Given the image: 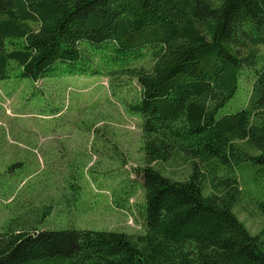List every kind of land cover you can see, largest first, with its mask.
<instances>
[{"label":"trees","instance_id":"16d2710c","mask_svg":"<svg viewBox=\"0 0 264 264\" xmlns=\"http://www.w3.org/2000/svg\"><path fill=\"white\" fill-rule=\"evenodd\" d=\"M262 45L264 0H0V80L13 66L30 80L125 73L138 88L125 107L140 117L143 153L142 233L9 229L0 264H264V229L253 234L232 213L233 168L264 169ZM243 72L248 103L220 114ZM175 152L190 168L183 181L151 166Z\"/></svg>","mask_w":264,"mask_h":264},{"label":"rangeland","instance_id":"374dc122","mask_svg":"<svg viewBox=\"0 0 264 264\" xmlns=\"http://www.w3.org/2000/svg\"><path fill=\"white\" fill-rule=\"evenodd\" d=\"M258 53L262 64L264 45ZM19 73L13 66L0 80V233L33 228L142 233L143 198L134 173L143 161L140 117L125 107L138 93L134 79L116 73L30 80ZM251 88L250 75L243 72L219 113L244 107ZM53 138L69 141L51 143ZM239 144L259 153L248 141ZM240 164L233 168L240 195L232 213L248 231L260 233L264 169ZM151 166L173 181L190 172L180 152ZM208 191L205 181L203 192Z\"/></svg>","mask_w":264,"mask_h":264},{"label":"crops","instance_id":"0c3cea01","mask_svg":"<svg viewBox=\"0 0 264 264\" xmlns=\"http://www.w3.org/2000/svg\"><path fill=\"white\" fill-rule=\"evenodd\" d=\"M49 141H50V142H51V141H53V142H56V141H63L62 144H68L69 139H68V138H60V139H55V138H53V139H50ZM51 143H52V142H51ZM55 144H56V143H55ZM60 151H64V149H61Z\"/></svg>","mask_w":264,"mask_h":264}]
</instances>
